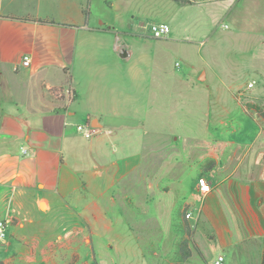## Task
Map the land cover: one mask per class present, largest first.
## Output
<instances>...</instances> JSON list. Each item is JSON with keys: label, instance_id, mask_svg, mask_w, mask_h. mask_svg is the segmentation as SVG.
Returning <instances> with one entry per match:
<instances>
[{"label": "crops", "instance_id": "0c3cea01", "mask_svg": "<svg viewBox=\"0 0 264 264\" xmlns=\"http://www.w3.org/2000/svg\"><path fill=\"white\" fill-rule=\"evenodd\" d=\"M149 3L0 0V219L9 221L0 264H212L218 255L224 264H264L260 129L249 143L215 139L222 152L190 186L170 163L175 169L186 149L159 145L155 217L145 210L136 226L119 201L123 183L150 166L151 137L162 136L153 72L127 42L139 37L130 20L143 28ZM86 121L97 136L77 131ZM172 191L183 213L169 224Z\"/></svg>", "mask_w": 264, "mask_h": 264}, {"label": "rangeland", "instance_id": "374dc122", "mask_svg": "<svg viewBox=\"0 0 264 264\" xmlns=\"http://www.w3.org/2000/svg\"><path fill=\"white\" fill-rule=\"evenodd\" d=\"M140 13L141 24L168 23L170 36L155 39L147 29L133 26L135 20L129 22V31L139 36L127 38L134 57L143 58L144 68L153 72L161 110L155 129L162 135L150 139V166L142 164L131 175L134 181L123 183L124 192L119 195L121 205L134 213L136 226L142 224L145 210L155 217L161 186L159 145L186 149L188 157L178 160L175 169L170 163L172 170L184 168L182 186H190L198 169L209 166L222 152L224 144L215 139L249 143L260 129L264 143V0H195L191 4L150 0ZM172 176L168 177L171 182ZM147 197L152 203L146 209ZM180 201L172 191L167 203L172 211L164 222H181ZM139 248L147 250L145 242Z\"/></svg>", "mask_w": 264, "mask_h": 264}, {"label": "built area", "instance_id": "2783aa9c", "mask_svg": "<svg viewBox=\"0 0 264 264\" xmlns=\"http://www.w3.org/2000/svg\"><path fill=\"white\" fill-rule=\"evenodd\" d=\"M143 28L147 29L150 33V36L155 38V39H161L165 38L169 35L170 33V27L168 23L163 22V21H151L148 23H145L143 25ZM30 61V56L28 54H24L22 56V65H28ZM178 64V63H176ZM254 84V80L248 83V86L251 87ZM77 131L84 137V138H92L97 136L100 133V129L91 123L90 121H86L83 123H78L76 125ZM22 153L27 154L26 149H22ZM197 187L202 193H207L210 191L211 186L208 180L200 176L197 179ZM192 213L190 211L185 212L184 217L185 218H190ZM7 219H0V242H2L6 238L7 234V224H8ZM212 264H224V257L222 255H218L212 262Z\"/></svg>", "mask_w": 264, "mask_h": 264}, {"label": "trees", "instance_id": "16d2710c", "mask_svg": "<svg viewBox=\"0 0 264 264\" xmlns=\"http://www.w3.org/2000/svg\"><path fill=\"white\" fill-rule=\"evenodd\" d=\"M173 1L177 2L178 4H191V3L195 2V0H173ZM87 13H88V8L85 7L84 14L87 15ZM247 105L250 107L252 106V104H247ZM253 107H255V109L260 112V108L257 105H254Z\"/></svg>", "mask_w": 264, "mask_h": 264}]
</instances>
